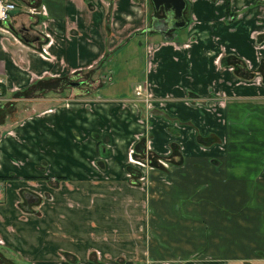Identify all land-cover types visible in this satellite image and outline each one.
Listing matches in <instances>:
<instances>
[{"label": "crops", "instance_id": "1", "mask_svg": "<svg viewBox=\"0 0 264 264\" xmlns=\"http://www.w3.org/2000/svg\"><path fill=\"white\" fill-rule=\"evenodd\" d=\"M5 1L2 257L264 264V0Z\"/></svg>", "mask_w": 264, "mask_h": 264}, {"label": "water", "instance_id": "2", "mask_svg": "<svg viewBox=\"0 0 264 264\" xmlns=\"http://www.w3.org/2000/svg\"><path fill=\"white\" fill-rule=\"evenodd\" d=\"M156 12L161 8L175 22V29L184 28L185 22L182 19V14L185 9L184 0H151ZM78 84H74L76 86ZM36 200L34 196L29 195L27 203H33Z\"/></svg>", "mask_w": 264, "mask_h": 264}, {"label": "built area", "instance_id": "3", "mask_svg": "<svg viewBox=\"0 0 264 264\" xmlns=\"http://www.w3.org/2000/svg\"><path fill=\"white\" fill-rule=\"evenodd\" d=\"M16 8L17 7L15 6L14 3L5 0H0V24L7 23L9 21L11 13L14 12ZM0 85H2V82H0ZM135 97L141 100L147 106H150V102H151L149 99L150 97L146 92V90L141 86H138L135 89ZM4 103L5 101L3 98V93L2 90L0 89V108L3 106L2 104Z\"/></svg>", "mask_w": 264, "mask_h": 264}, {"label": "trees", "instance_id": "4", "mask_svg": "<svg viewBox=\"0 0 264 264\" xmlns=\"http://www.w3.org/2000/svg\"><path fill=\"white\" fill-rule=\"evenodd\" d=\"M228 2L229 0H226V4L228 6ZM0 89L2 90V93L4 94V87L2 85H0ZM4 107V105L0 108V110H2ZM137 150L140 148V145H138V147H136ZM13 177H4V178H0V181H8V180H12Z\"/></svg>", "mask_w": 264, "mask_h": 264}, {"label": "rangeland", "instance_id": "5", "mask_svg": "<svg viewBox=\"0 0 264 264\" xmlns=\"http://www.w3.org/2000/svg\"><path fill=\"white\" fill-rule=\"evenodd\" d=\"M2 105H4V104H2ZM2 252V250H0V264H1V262L2 263H6V264H11L8 260H6V258H3L4 256H5V254ZM2 255H4L3 257H2ZM11 261V260H10Z\"/></svg>", "mask_w": 264, "mask_h": 264}, {"label": "flooded vegetation", "instance_id": "6", "mask_svg": "<svg viewBox=\"0 0 264 264\" xmlns=\"http://www.w3.org/2000/svg\"><path fill=\"white\" fill-rule=\"evenodd\" d=\"M171 21L173 22V23H175L174 21H173V19L171 18Z\"/></svg>", "mask_w": 264, "mask_h": 264}]
</instances>
